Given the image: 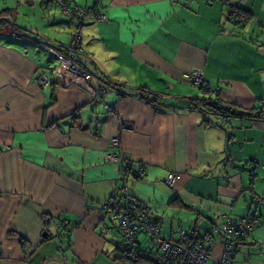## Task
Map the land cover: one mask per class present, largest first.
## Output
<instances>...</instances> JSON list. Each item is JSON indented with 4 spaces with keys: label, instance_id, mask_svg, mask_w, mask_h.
<instances>
[{
    "label": "crops",
    "instance_id": "obj_1",
    "mask_svg": "<svg viewBox=\"0 0 264 264\" xmlns=\"http://www.w3.org/2000/svg\"><path fill=\"white\" fill-rule=\"evenodd\" d=\"M68 1L106 18L82 28L76 56L91 73V87L103 88L100 99L55 80L56 60L24 43L22 33L0 32V264H130L118 249L122 241L103 232L108 223L100 210L119 184L121 166L104 157L118 152L111 146L116 137L129 171L126 196L147 207L163 237L175 239L179 230L204 236L223 216L264 214V202L254 203L239 175L219 181L202 175L219 151L206 145L224 149L231 140L239 160L264 161V120L220 118L213 131L205 111L173 106L202 94L243 109L262 107L264 0H229L251 15L246 25L232 24L219 1ZM51 9L49 0H0V12L9 10L31 38L66 44L75 25ZM192 70L203 75L204 92L182 80ZM37 74L49 77L50 86L41 88ZM141 87L166 98L144 96ZM198 113L206 117L201 124ZM122 122L130 130L118 135ZM172 172L179 174L174 190L163 183ZM258 180L254 192L264 199V178ZM65 221L70 247L62 258L58 223ZM213 236L217 259L221 241ZM137 241L155 260L157 249L141 234ZM232 264H264V225L256 224Z\"/></svg>",
    "mask_w": 264,
    "mask_h": 264
},
{
    "label": "built area",
    "instance_id": "obj_2",
    "mask_svg": "<svg viewBox=\"0 0 264 264\" xmlns=\"http://www.w3.org/2000/svg\"><path fill=\"white\" fill-rule=\"evenodd\" d=\"M98 1L99 0H95L96 3ZM204 1L210 3L214 0ZM51 4L59 9L64 16L70 18L76 24V26H83L89 21H96L97 23H104L106 21L105 16L97 13L95 9H81L68 4V0H51ZM232 15L238 20H241L244 17L242 13L238 12H232ZM31 42L32 41H24V43ZM36 46L48 55L52 56L58 63L53 74L55 80L66 85L77 86L97 99L101 98V89L95 90L87 84V71L76 59V54L81 53V37L79 35V31H74L70 36L68 43L66 44L54 47L41 42L37 43ZM181 78L183 81L191 85L204 87L202 86L204 82L203 75L198 71L192 70L183 73ZM34 80L41 86V88L49 87L51 84L49 77H47L45 74H37L34 77ZM126 130H130V124L127 122H122L119 126V133ZM111 143V146L117 147L118 152L106 153L105 160L109 163H118L121 166V170L117 179L122 183V187H115V192L120 191L123 188L121 192H123L125 197H127L126 194L128 188L125 181L126 167L124 166L126 159L123 157L122 150H120L121 146L119 138H114ZM178 176V173H168L163 181L164 185L169 189H173V185L178 179ZM120 201L121 200L117 193H114L112 198L102 205L101 209L104 217L107 220L109 219L108 222H110L106 227L103 228V232L107 233L109 231H113L116 236L120 235L122 237V257L124 259L134 260L137 257L138 249L135 242V235L137 231H144L146 235L151 238L152 243L158 247L157 250H160L159 256L156 257V260L159 264H166L167 260L172 261L169 264H189V261L186 260L187 258L182 257L181 253L177 254V256L173 254V247L176 248L177 252L179 253L180 246H177L171 242L170 239H165L161 235L159 225L155 224L149 219L147 207L145 205L140 206L137 204H132L128 202L129 200L123 205H120ZM222 218V223L217 227L219 229V233L224 239L225 244L224 253L220 264H230V257L233 251L232 244L245 235L246 232H250L252 230V222L247 219L232 221L227 217ZM111 223H116L115 229L111 227ZM61 224H64V227L62 230V227L59 228L60 237L67 235V231L65 229L68 227L70 228L71 225L70 223L67 224L66 221L62 222ZM181 234L187 235L188 233ZM209 242H212L211 238H209ZM64 249V242H60L59 250L62 258L65 256ZM191 249L194 248L192 247ZM210 249L211 247L208 244H205V248L199 250L194 249L195 251H204H201V254L196 257L197 261L199 262L195 261L191 264H205ZM205 252H207L206 256Z\"/></svg>",
    "mask_w": 264,
    "mask_h": 264
},
{
    "label": "trees",
    "instance_id": "obj_3",
    "mask_svg": "<svg viewBox=\"0 0 264 264\" xmlns=\"http://www.w3.org/2000/svg\"><path fill=\"white\" fill-rule=\"evenodd\" d=\"M214 1H219L221 4H223L225 6V8H227V10H228L227 11V19L230 22H232V24H234V25H246V24L252 22L253 18L251 17V15L248 14L240 6L229 4V0H214ZM68 4H71L70 1H68ZM73 6H75V5H73ZM52 7L57 9L55 6H52ZM76 7H79V6L76 5ZM92 9H95V8L93 7ZM232 12L242 13L243 16H244L243 19L238 20L235 16L232 15ZM60 13H61V15H63L61 11H60ZM92 22H96V21H89L86 24H84L83 26H76V24L73 22L74 25H75V30L74 31H76V30L79 31V35L81 37V53H82L81 30H82V28L84 26H86L87 24L92 23ZM6 29H9L12 32V36L16 35V34H19V33H22L23 37L21 39H22L23 42L24 41H32L30 44H33L35 46H36L37 43H41L39 41L34 40L28 34H26V32L31 33L30 31H27L26 29H23L22 27L17 25V23L15 22V17L11 14V12L9 10H3L2 12H0V32H3ZM42 43H44V42H42ZM45 44H48V43H45ZM48 45H50V44H48ZM60 45H62V44H60ZM56 46H58V45H56ZM262 47H264V44H262ZM76 56H77V54H76ZM202 86H204V87H199L198 89H200L199 91L204 92L202 90H205V88H207V86L205 84V79H204V82H203ZM139 91L144 96L145 95H147V96L149 95V96L155 97L156 101H159L161 99L166 98V97H163L162 95H158V94L153 93L152 91H150L149 89H147L145 87H141L139 89ZM190 101L194 102V104L196 105V110L205 111L208 115H210L211 117H213L215 119H220V118L225 119L227 121V124L230 123L229 120H231V119L232 120H243V119L246 118V119H249V120H264V103H262V107H259V108L243 109V108H240L238 106L229 105V104H223L220 101H218L216 99H212V98L203 97L201 99L200 98L199 99L198 98L190 99ZM208 123H210V122H208ZM230 141H229L228 145H227V143H226V145H224L223 153L225 154V162L230 163L231 166L234 169H237L238 170V175L240 177L243 176V175L246 177L245 182H246L247 189L245 191L248 192V193H251L255 197L254 199L256 200L254 203L259 205L260 204L259 202H264V199H262L260 196H259V199H258V197L256 196V194L254 192V184H255L256 180L259 178L258 173H257L259 164L257 162H255V160H249V159H245V160L240 159L239 160V158H237V156L235 155L237 145H235V143L230 144ZM126 169H127V167H126ZM178 178H179V176H178ZM117 182L121 183L118 179H117ZM174 185H175V183H174ZM174 185H173V189L172 190H174ZM122 189L120 190V192L122 191ZM112 196L110 198H112ZM118 197L121 200L120 201V205H123L126 201L129 200L128 202H130L132 204H137V205H140V206H142V205L144 206V204L136 203L132 199H130L129 197H125L123 194H120ZM182 207L183 208H188V207H186L184 205H182ZM147 213H148V211H147ZM261 214H256V215L249 214V215H247L245 217H241L239 219H231V218L227 217V218L231 219L232 221H240L242 219H247V220H250L252 222V230L250 232H246L245 235H243L241 238H239L237 241H235L232 244L233 251H232V255L230 257V259H231L230 264L233 263L234 256H235V254L237 252L238 246L241 245L244 242V240L253 232L256 224L264 225V214H262V215ZM148 216H149V219L151 221H153L150 218V214L149 213H148ZM222 220H223V218L221 219V222L218 224V226L222 223ZM155 224H157V223H155ZM214 228H217V226L214 227ZM112 234L114 236H116L114 234V232H112ZM139 234L143 235L156 249H158V247L152 243L151 238L149 236H147L144 231H137L136 235H135V242H136L137 249H138V255H137V257H136V259L134 261L126 260V259H124V260H126L130 264H159L155 257H154L155 260L154 259L150 260L144 254V252L140 249V246H139L138 241H137ZM116 237H121V236L118 235ZM62 240L63 241H61V242L62 243L64 242L65 248H69L70 247V241H69L68 235H65L64 238H62ZM121 241L122 242L119 245H117V246L121 247V248L118 247L119 250H122V247H123V239H122V237H121ZM22 245L24 246L23 243H22ZM156 252H157V250H156Z\"/></svg>",
    "mask_w": 264,
    "mask_h": 264
},
{
    "label": "rangeland",
    "instance_id": "obj_4",
    "mask_svg": "<svg viewBox=\"0 0 264 264\" xmlns=\"http://www.w3.org/2000/svg\"><path fill=\"white\" fill-rule=\"evenodd\" d=\"M51 11H54L55 13H56V18H64L65 20H68L69 18H67L66 16L64 17H62L60 14V11L58 10V9H55V8H53V9H51ZM57 11V12H56ZM20 16H22L21 14H20ZM68 32V31H67ZM66 32V33H67ZM73 34V31L71 32V35ZM57 36V35H56ZM64 35H62L61 37H63ZM53 39H55V38H53ZM57 65H58V63H57ZM189 84V83H188ZM191 85V84H190ZM191 86H194V85H191ZM194 87H197V86H194ZM197 88H199V87H197ZM93 89H95V88H93ZM101 89V96H102V91H103V88H100ZM95 90H98V89H95ZM92 96V95H91ZM92 97H94V96H92ZM204 96H202V94H200V99L201 98H203ZM95 99H97L96 97H94ZM205 98H207V97H205ZM177 103H178V101H177ZM177 103H173V106L175 107V108H177V109H179V110H189L190 109V106L189 105H185V104H183V105H180V104H177ZM195 116H196V119L198 120V123L199 124H201L202 123V120L203 119H206V117L205 116H202L201 114H195ZM208 118V120H211L210 122L212 123V125L210 126V127H208V129L209 130H213L214 128L216 129H219V126H220V121L219 120H217V119H215V118H213V117H210V116H208L207 117ZM127 131V130H126ZM214 131V130H213ZM226 131V130H225ZM118 135H119V132H118ZM211 141H214L213 142V144H216V141H217V139H216V136H212L211 137ZM120 142V141H119ZM121 146V145H120ZM207 147H211V148H214V149H216V148H219V151H216L214 154H215V157H216V162L213 164V166L211 167V170L210 171H208L207 173H202V175H203V177H208V178H217V180L216 181H219L220 179L219 178H221V177H224L225 176V174L227 173V174H229V175H233V174H236V175H238V170L237 169H234L232 166H231V164L230 163H227V162H225V154L223 153V145H206ZM261 151V149H259V151L258 152H260ZM249 155H250V152L249 151H247L245 154H244V157L245 158H250L249 157ZM105 157V156H104ZM258 161V164H259V166H258V170H257V173H258V176H259V180H258V182L257 183H259V181L262 179V178H264V171H262V170H264V161H261V160H257ZM105 162H107L106 160H105ZM107 163H109V162H107ZM117 165H119L118 163H116ZM225 166V167H224ZM205 170H206V168H205ZM207 171V170H206ZM119 172H120V170H119ZM201 172H202V170H201ZM128 173H129V171L126 169V176H125V180H126V177L128 176ZM119 174V173H118ZM198 177H201V176H198ZM202 177V178H203ZM242 181H243V185H241L243 188H246V182H245V180H246V177L243 175V176H241V177H239ZM211 183H213V185H215L216 184V182H215V180H209ZM119 187H122V183H119L118 184V188ZM114 193H117V195L119 196L120 194H123L124 196H125V194L124 193H122V192H120V191H117V192H115V189H114V192H113V194ZM112 194V195H113ZM244 196H246V197H248V194H244ZM239 201H242V198L240 197L239 198ZM259 206V205H258ZM100 210H101V212H102V209L100 208ZM253 212H254V210H253ZM262 215V214H261ZM102 216L104 217V214H103V212H102ZM223 217H227V216H223ZM109 220V219H108ZM108 220L106 219V221H107V223L109 224L110 222H108ZM67 222V224H69L70 222L69 221H66ZM61 223H58V230H59V228L61 227V225H60ZM174 226H176V224L174 225ZM111 227L113 228V229H115L116 228V223H111ZM218 227V226H217ZM181 233H188L187 235H183V234H181ZM214 233H216V236H218L217 238H219L220 239V243H219V246L220 247H222V248H220V251H219V255H218V257H217V259H214V258H212V254L214 253V251H215V237L213 236V234ZM116 239H119V240H121V237H116V236H114ZM165 238V237H164ZM209 238H211L212 239V242L210 243L209 242ZM165 239H170V241L171 242H173L174 244H176L177 246H180V250H179V253L177 252V250H176V248H174L173 247V254L174 255H176L177 256V254H180L181 253V255H182V257H186L187 259L186 260H188L189 261V264H191V263H193V262H195V261H197V259H196V257L198 256V255H200L201 254V251H204V250H200V251H195L194 249H196V250H199V249H202V248H205V244H208L210 247H211V249H210V251H209V255H208V258H207V260H206V262H205V264H220L221 263V259H222V256H223V253H224V239H223V237L221 236V234L219 233V229L218 228H212L209 232H207L204 236H198V235H195L194 233H192L191 231H185V230H179L178 231V234H177V238H175V239H173V238H165ZM62 240L60 239V237L58 236V251L60 252V250H59V243L61 242ZM194 248V249H191V248ZM191 249V250H190ZM190 250V251H189ZM189 251V252H188ZM206 253L207 252H205V256H206ZM159 254H160V250L158 251L157 250V252L155 253V258L157 257V256H159ZM60 255H61V253H60ZM136 259V258H135ZM134 259V260H135ZM205 259H206V257H205ZM204 259V260H205ZM134 260H131V261H134ZM170 262H172V261H170V260H167V263L166 264H169ZM197 262H199V261H197ZM198 264H200V263H198Z\"/></svg>",
    "mask_w": 264,
    "mask_h": 264
},
{
    "label": "water",
    "instance_id": "obj_5",
    "mask_svg": "<svg viewBox=\"0 0 264 264\" xmlns=\"http://www.w3.org/2000/svg\"><path fill=\"white\" fill-rule=\"evenodd\" d=\"M179 103L180 104H188V105H191V106H196L195 104H194V102H192V101H190V100H188V99H182L181 101H179Z\"/></svg>",
    "mask_w": 264,
    "mask_h": 264
},
{
    "label": "bare ground",
    "instance_id": "obj_6",
    "mask_svg": "<svg viewBox=\"0 0 264 264\" xmlns=\"http://www.w3.org/2000/svg\"><path fill=\"white\" fill-rule=\"evenodd\" d=\"M50 2V5L51 4V0L49 1ZM53 6V5H52ZM76 7V6H75ZM79 8V7H78ZM81 9H88L89 7H80ZM87 71V70H86ZM87 76H88V81H87V84L90 85L89 81H90V78H91V73L89 71H87ZM91 86V85H90ZM82 89V88H81Z\"/></svg>",
    "mask_w": 264,
    "mask_h": 264
}]
</instances>
